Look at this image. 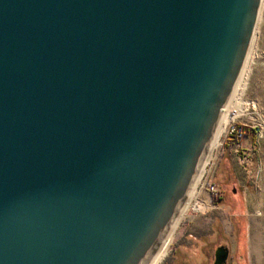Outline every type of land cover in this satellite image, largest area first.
Instances as JSON below:
<instances>
[{"label": "water", "instance_id": "obj_1", "mask_svg": "<svg viewBox=\"0 0 264 264\" xmlns=\"http://www.w3.org/2000/svg\"><path fill=\"white\" fill-rule=\"evenodd\" d=\"M262 0H0V264H151ZM229 249L216 251L226 264Z\"/></svg>", "mask_w": 264, "mask_h": 264}, {"label": "rangeland", "instance_id": "obj_2", "mask_svg": "<svg viewBox=\"0 0 264 264\" xmlns=\"http://www.w3.org/2000/svg\"><path fill=\"white\" fill-rule=\"evenodd\" d=\"M246 62L229 104L247 125V136L239 143L224 132L219 136L165 254L154 264H209L203 251L220 243L230 248L229 264H256L251 236L257 233L264 252V0Z\"/></svg>", "mask_w": 264, "mask_h": 264}, {"label": "bare ground", "instance_id": "obj_3", "mask_svg": "<svg viewBox=\"0 0 264 264\" xmlns=\"http://www.w3.org/2000/svg\"><path fill=\"white\" fill-rule=\"evenodd\" d=\"M247 63V62H246ZM230 104L228 105L227 109L225 110L224 112V115H223V118L221 120V123H220V126L218 128V131H217V134H216V137H215V140H214V143H213V147H212V151H211V154L209 155L206 163H205V166L206 164L211 160V155H212V152L215 148V145H216V142L219 138V136L222 134V132H224V130L226 129V126L228 124V121H229V118L231 117L232 113H230ZM205 166H204V169L202 170V173L201 175L199 176L195 186L193 187V190L192 192L190 193V196H189V199L188 201L185 203L182 211H181V214L178 218V220L176 221V223L174 224L172 230L170 231L166 241L164 242V244L162 245V247L160 248L159 252L157 253V255L154 257V259L152 260L151 264H154L156 262L157 259H160L162 257V255L165 254L166 252V248L165 246L168 244V240L169 238L171 237V235L173 234L174 230L177 228L179 222H180V219L182 218L185 210H186V207H188V203L190 202V199L192 198V195L194 193V191H196V189L199 187L200 183H201V179H202V175L204 174V171H205ZM262 236L260 233H257V234H254L251 236V255H252V258L254 259V262L256 264L258 263H263V258H264V252H263V244H262ZM165 248V249H164ZM163 251V252H162ZM162 252V255L160 256ZM160 256V257H159Z\"/></svg>", "mask_w": 264, "mask_h": 264}, {"label": "built area", "instance_id": "obj_4", "mask_svg": "<svg viewBox=\"0 0 264 264\" xmlns=\"http://www.w3.org/2000/svg\"><path fill=\"white\" fill-rule=\"evenodd\" d=\"M229 111H230V113H232V115L229 118V121H228V124L226 126L224 133L227 137H230L239 143L244 137L247 136L248 127H247V125L242 124L238 120L237 113L234 109H230ZM211 191L213 194H216L217 196L221 195L220 189L217 187L213 186L211 188Z\"/></svg>", "mask_w": 264, "mask_h": 264}, {"label": "flooded vegetation", "instance_id": "obj_5", "mask_svg": "<svg viewBox=\"0 0 264 264\" xmlns=\"http://www.w3.org/2000/svg\"><path fill=\"white\" fill-rule=\"evenodd\" d=\"M221 246L227 247L229 249V257H230V248L225 243H220V244H216V245L211 244L210 245L211 249L208 252L203 251L205 258H207V263L216 264V260H217L216 251ZM229 257H228V260H229ZM228 260H227L226 264H229Z\"/></svg>", "mask_w": 264, "mask_h": 264}, {"label": "crops", "instance_id": "obj_6", "mask_svg": "<svg viewBox=\"0 0 264 264\" xmlns=\"http://www.w3.org/2000/svg\"><path fill=\"white\" fill-rule=\"evenodd\" d=\"M255 135V134H254Z\"/></svg>", "mask_w": 264, "mask_h": 264}]
</instances>
